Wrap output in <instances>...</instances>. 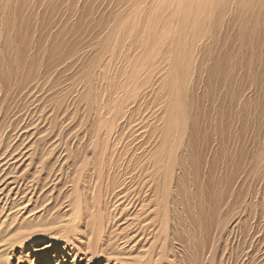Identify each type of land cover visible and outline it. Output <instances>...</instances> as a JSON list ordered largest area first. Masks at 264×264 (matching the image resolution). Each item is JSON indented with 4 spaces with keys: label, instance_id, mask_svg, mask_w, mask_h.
<instances>
[{
    "label": "bare ground",
    "instance_id": "bare-ground-1",
    "mask_svg": "<svg viewBox=\"0 0 264 264\" xmlns=\"http://www.w3.org/2000/svg\"><path fill=\"white\" fill-rule=\"evenodd\" d=\"M78 1L82 3V19L93 16L96 2H100L101 7L107 2L77 0L76 3ZM211 1L118 0V9L110 14L107 22L99 23L100 29L83 32L80 25H74V0H0V126H4L7 119L4 113L13 109V97L29 101L33 108H18L10 125L19 120L18 116L21 122H32L34 113L38 114L33 110L35 107L49 108L55 115L64 109L63 117L68 118L70 124L78 121V129L73 132L74 176L79 178L77 183L81 179L86 182L89 194L84 200L79 197V206L91 204L92 208L98 206L100 212L103 202L108 206L112 202L113 206L121 207L122 217V207L129 203L134 212H139L135 221L139 232L135 231L133 237L167 224L171 204L183 212L188 210L190 193L187 191L192 186L193 194L203 201L198 216L194 215L193 235L197 237L176 235L179 248L174 249L178 255L193 252L202 257L204 264L211 263L220 251L218 246L225 231L219 233V230L223 231L226 224L219 221L218 207L222 199L232 194L231 187L239 169L233 129L201 128L200 123H207L208 119L204 110L195 112L201 98L197 90L202 71L207 75L203 91L213 95V91L233 86L232 53L211 55V64L207 66L205 61L196 65L192 57L195 46L205 37L202 30L212 20L206 13ZM258 1L261 0H235L240 7V17L246 20L257 16L255 4ZM82 21L79 23H85ZM246 35L247 32L244 37ZM79 48L92 53L93 60L74 64ZM205 51L212 54L213 50L206 48ZM250 63L248 61V66ZM73 65L76 72L65 81L71 89L61 97L54 95L55 84L64 73H71ZM176 67L185 78V85H190V93L185 88L175 92L171 73ZM111 73H115L114 78ZM194 75L199 77L197 85L190 81ZM103 83L107 86H102ZM117 92L122 96L117 97ZM82 107L84 114L79 111ZM149 111L152 113L148 114ZM29 126L23 129L28 130ZM3 144L0 138V146ZM60 145L59 138L52 147L55 150ZM69 148L72 150V146ZM15 150L6 155L7 151L1 153L0 147V163L7 157L11 159ZM89 154L92 158H88ZM222 157L227 158L226 163L221 161ZM9 167L8 161L1 164L0 173ZM39 167L40 164L37 169ZM55 167L49 168L44 180L54 183L52 191L61 180ZM25 172L0 190L3 195L2 191L14 185L4 196L6 204L13 193L17 196L40 190L38 197L47 195L43 190L45 185L40 186L36 181V171ZM16 179L19 180L13 181ZM222 179L230 181L229 194L221 190ZM149 207L155 208L147 216V224L141 225L138 219ZM235 223L232 230L227 231L221 264H234L232 251L228 256L226 252L229 243L234 246L238 243V238L235 241L232 236L241 221ZM109 224L108 220L106 228ZM156 230L155 227L153 240L159 236ZM244 235L240 236V248L244 249L241 264H251L252 245L246 252ZM260 237L256 238L257 243ZM254 257V263L259 258L264 264V250L261 255L255 251Z\"/></svg>",
    "mask_w": 264,
    "mask_h": 264
},
{
    "label": "rangeland",
    "instance_id": "rangeland-1",
    "mask_svg": "<svg viewBox=\"0 0 264 264\" xmlns=\"http://www.w3.org/2000/svg\"><path fill=\"white\" fill-rule=\"evenodd\" d=\"M117 1L107 0L102 7L100 2H96L93 16L82 19L80 12L82 3L79 1L76 3L77 0H74V25H80L83 32L94 28V30L100 29L99 23L107 22V19L111 17L110 14L118 9ZM218 1H221L222 5L218 4ZM255 6L257 16H251L245 20L240 17V7L236 5L235 0H212L206 9L207 15L211 16L212 20L202 30L201 34L205 37H202L203 40L195 46L196 50L192 53L196 65L203 61L206 66L210 65L211 55L214 57L227 52L232 53L234 62L232 87L220 88L213 91V95L203 91V83L205 84L207 75L205 71H202L200 76L202 84H199L197 90L201 98L198 102L199 108L195 112L204 110L208 119L207 123H200L201 128H207L210 131L232 128L234 150L239 165L231 187L232 194L228 199H222L221 202L219 200L218 218L226 225L223 231L219 230V233L225 231L224 239L218 246L220 251L212 259V264H221L220 260L223 256L221 250L226 244L227 231L232 230L235 222L238 221H241V226L236 233L234 231L232 236L235 241L236 237L238 238V243L235 246L232 243L228 244L227 256L232 251L234 264H241L244 249L240 248V236L245 233L246 252L252 245L251 264H262L259 258L254 263V252L258 251L261 255L264 250V0L258 1ZM126 7L123 5V8ZM64 11L65 8L62 13ZM80 20L85 23L80 24ZM245 32H247L246 37H244ZM206 48L212 49V54H208L205 51ZM78 51V55L74 56V64H83L81 61L89 63L93 60L92 53L80 51V48ZM248 61H251L249 66ZM70 72L64 73L57 83L56 78L54 95L61 97L71 89L65 81L66 77H71L76 72L74 65ZM180 73L178 67L174 68L171 73L175 81L173 83L176 88L175 92L179 88H185V91L190 93V85L188 87L185 85V78L181 77ZM113 75L115 73H111L112 78L115 77ZM198 78V76H193L190 80L193 81L192 85H197ZM102 86H107V84L103 83ZM118 96L121 97L122 94L117 92ZM17 98H12L11 108L15 111L11 109L8 113H4L7 119L4 126H0V138L4 142L0 146L1 153L7 151L6 155H8L16 149L11 159L7 157L1 160L0 165L8 161L10 167L0 173V190L6 188V184L10 185L12 179L21 175L24 170L27 173L36 171V181L40 186L45 185L43 190L47 195L38 197L40 190L35 194L26 192V195L17 196L13 193L12 200H8L6 204L4 196L14 185L11 184L10 188L2 191L3 195L0 194V198H3L0 201V264H204L202 257L195 256L193 252H183L178 255L174 249L179 248L176 235L197 237L193 235L195 233L194 215L198 216L197 212L199 208H202L203 201L193 194L192 186L187 191L190 193L188 194V210L183 212L182 209H177L171 204L172 210H170L168 223L160 229L159 225L155 226L159 233L156 240H153L155 227L150 228L145 234L141 233L144 236L139 233L133 237L139 232L135 224L139 212H134L135 209L131 208L129 203L122 207L124 209L122 217H120L121 207L113 206L112 202L109 206L103 202L100 212L98 206L92 208L91 204L85 203L79 206V197L84 200L89 194L86 192V182L81 179L80 183H77L79 178L77 175L74 176L73 132L78 129V121L70 124L68 118L63 117L64 109L60 114L55 115L54 110L35 107L33 110L39 115L32 114L34 117L31 118L33 121L29 122L30 124L21 122V117L16 116L19 120L16 119L10 125L15 113L19 112L18 108L25 106L33 108L29 106V101ZM83 109L82 107L79 110L80 114H84ZM151 113L152 111L148 112V114ZM26 126L30 128L24 130ZM59 138L61 145L54 150L52 145ZM65 158H67L66 162ZM88 158H92V154H89ZM221 161L226 163L227 158L222 157ZM39 164L40 167L37 169ZM55 165L56 173L59 172L58 175L62 181L60 180V184H57L58 180H56L57 187L52 191L54 183L48 179L46 182L44 180L49 168ZM221 175L224 177L225 172L222 171ZM17 180L19 179L13 181L17 182ZM229 183L230 181L221 180L222 192L229 194L231 191ZM174 187L173 190H175ZM203 206L205 208L204 204ZM154 208L149 207L141 213L142 216L138 219L141 225L147 224V216ZM108 220L110 224L106 228ZM258 236H261L259 243L256 242Z\"/></svg>",
    "mask_w": 264,
    "mask_h": 264
}]
</instances>
